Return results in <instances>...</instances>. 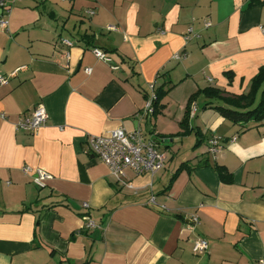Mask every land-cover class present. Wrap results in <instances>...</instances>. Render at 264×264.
Segmentation results:
<instances>
[{"label": "crops", "instance_id": "obj_1", "mask_svg": "<svg viewBox=\"0 0 264 264\" xmlns=\"http://www.w3.org/2000/svg\"><path fill=\"white\" fill-rule=\"evenodd\" d=\"M5 1L0 264H258L264 258V121L233 124L213 105L203 109L199 94L188 120L193 131L179 135V123L197 91H248L264 66V0ZM83 33L92 36L91 47L80 40ZM62 38L73 45H60ZM150 84L171 88L161 113L146 119ZM39 104L45 124L35 133L17 130V120ZM116 128H138L154 139L166 151L164 168L153 175L127 171L129 185H117L85 144ZM212 137L222 144L215 155L207 151ZM185 145H193L191 155L177 160ZM182 162L188 168L164 191ZM214 165L230 173L231 183L220 180ZM25 166L52 179L39 188ZM60 199L68 206L41 209ZM81 213L97 226L85 228ZM196 238L207 241L204 253L192 252Z\"/></svg>", "mask_w": 264, "mask_h": 264}, {"label": "built area", "instance_id": "obj_2", "mask_svg": "<svg viewBox=\"0 0 264 264\" xmlns=\"http://www.w3.org/2000/svg\"><path fill=\"white\" fill-rule=\"evenodd\" d=\"M6 7V1L0 0V8ZM6 13V12H4ZM94 14L93 10H87L86 15L91 16ZM6 24L5 19L0 20V27ZM205 25H209L205 22ZM113 27H108L111 29ZM190 29H188V32ZM262 34H264V27L260 28ZM59 44L65 48L71 47L73 41L62 38L59 39ZM93 55L102 61L110 62V57L103 51L92 48ZM68 57V52L65 53ZM177 58V55H175ZM115 67H113L114 69ZM86 73L90 72V68L85 69ZM7 82V77L0 76V84ZM154 85L150 84V95L146 99L143 116L146 119L150 118L152 113V100L154 99ZM196 106L194 104L190 107V114H194ZM47 119V113L45 108L39 104L32 109L28 114L22 115L16 122L17 130H24L29 133H35L41 128ZM233 137L232 140H235ZM87 151L97 157L109 170L110 175L115 179L117 185L127 187L129 184L125 182L126 172L130 171L135 176L144 174L153 175L164 168L166 162V151L160 147L151 137H147L138 128L131 132L125 131L123 128H116L103 135H91L86 140ZM222 148V144L219 138L212 137L208 141V152L211 155H215ZM23 171L30 174L32 183L43 188L46 186L47 181L52 179V176L47 171L41 168L32 169L28 166L23 167ZM86 208V204H83ZM85 218V228H93L97 225L91 221L87 216ZM193 225L198 223L197 217L194 215L191 217ZM207 250V241L203 238H196L192 245V252L194 254H201ZM258 264H264V258L259 260Z\"/></svg>", "mask_w": 264, "mask_h": 264}, {"label": "trees", "instance_id": "obj_3", "mask_svg": "<svg viewBox=\"0 0 264 264\" xmlns=\"http://www.w3.org/2000/svg\"><path fill=\"white\" fill-rule=\"evenodd\" d=\"M264 3V1H262ZM249 5H254L251 1ZM85 45L92 46V36L86 33L81 35V39ZM229 82H231V73H225ZM171 86L163 89V85L158 88H154V99L152 100V113L150 117L156 116L161 113L163 109L162 99L166 96ZM201 94L206 102L203 104V109L206 106L213 105V109L223 118L227 119L233 124H247L248 122L259 123L264 121V66L260 67L257 73L251 78L249 89L246 93L230 94L214 87H206L200 91L191 94L188 98L185 108L184 117L179 123L181 132L179 135L184 136L193 131L188 128V120L190 115V107L195 101L196 97ZM147 99V98H146ZM198 136V131L194 132ZM201 139L197 137V141ZM184 168H188L186 162H182L172 173L167 186L164 191L167 190L177 174ZM215 171L218 174L220 180L224 183H231L232 177L230 173L223 166L214 165ZM44 188V187H43ZM64 199H60L52 203L51 205L42 206L41 209H46L57 204L68 206ZM30 207L27 205L23 207V210H28ZM82 217L86 216V213L80 214ZM38 216L35 219V229L38 225ZM84 230H80L82 232Z\"/></svg>", "mask_w": 264, "mask_h": 264}, {"label": "rangeland", "instance_id": "obj_4", "mask_svg": "<svg viewBox=\"0 0 264 264\" xmlns=\"http://www.w3.org/2000/svg\"><path fill=\"white\" fill-rule=\"evenodd\" d=\"M192 147H193V145H190V147L187 145L183 146L181 148V151H180V154H179L177 160H185V158H187L189 155H191Z\"/></svg>", "mask_w": 264, "mask_h": 264}, {"label": "water", "instance_id": "obj_5", "mask_svg": "<svg viewBox=\"0 0 264 264\" xmlns=\"http://www.w3.org/2000/svg\"><path fill=\"white\" fill-rule=\"evenodd\" d=\"M0 12H1V10H0Z\"/></svg>", "mask_w": 264, "mask_h": 264}]
</instances>
